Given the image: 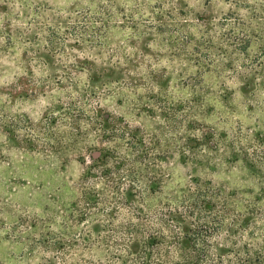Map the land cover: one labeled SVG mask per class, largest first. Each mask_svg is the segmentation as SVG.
I'll list each match as a JSON object with an SVG mask.
<instances>
[{"label": "rangeland", "instance_id": "rangeland-1", "mask_svg": "<svg viewBox=\"0 0 264 264\" xmlns=\"http://www.w3.org/2000/svg\"><path fill=\"white\" fill-rule=\"evenodd\" d=\"M263 83L264 0H0V264L60 263L65 243L130 216L167 226L197 177L226 206L191 240L264 264ZM111 147L131 175L110 183L156 181L134 185L131 209L94 199Z\"/></svg>", "mask_w": 264, "mask_h": 264}, {"label": "trees", "instance_id": "trees-1", "mask_svg": "<svg viewBox=\"0 0 264 264\" xmlns=\"http://www.w3.org/2000/svg\"><path fill=\"white\" fill-rule=\"evenodd\" d=\"M256 76L257 73L255 71L249 79ZM245 79H248V76ZM246 82H249L248 86L250 87H257L256 82L245 80L243 84ZM104 120L107 122V124H103L104 135L109 139L121 138L120 129L109 125L110 117H106ZM122 132L124 136L129 133V131L123 130ZM131 138H137L136 142H139L136 132ZM140 141L142 142L143 140ZM141 146L143 151L140 153L143 154L146 146L144 144H141ZM94 157L98 158L97 160L100 162L99 172L102 174V179H108L109 181H105L106 190L101 189V193L96 192L94 199L98 203L111 202L113 209L117 211H122L126 208L131 209L136 192V189L134 192V185L138 187L139 183L143 182L147 190L155 188L156 181L146 174H141V177L133 176V180L131 179L126 188L123 187L124 184L118 183L117 179L110 183V179L115 178L114 176L120 178L123 176L122 174L131 175V168H119V166H126L119 148L100 149L98 155H94ZM138 159L141 158L131 160ZM194 181V184L189 187L185 194L187 204L183 208H180V206L171 207L170 218H167V226L154 225L150 222L151 217L149 214L147 216H130L126 224L116 227L109 223H106V225H95L85 230L79 242H75L70 246L65 243L61 250L59 249L61 255L60 263L55 258H50L45 264H224L225 259L222 251L225 248L223 246H216L217 258L208 259L206 254L209 255L211 249L209 250L207 243L202 241L200 237L197 238L198 241L190 238L191 236H200L203 228L208 227L209 218L202 216L204 212L214 213L220 217L218 214L220 212H216L218 205L224 204L222 208L226 206L225 202H215L214 199L217 193L214 194V191H211L209 182H205L200 177L195 178ZM107 190L110 192H107ZM86 198L88 199L89 196H86ZM140 211L142 213L143 208ZM143 217L150 223L143 222ZM172 222L178 225V229L172 227ZM93 247L105 250L102 260L80 259L76 260V262L69 261L70 253L68 254V252L70 248L84 252ZM250 255L251 259H238L236 264H260V256L254 257L255 254L252 253Z\"/></svg>", "mask_w": 264, "mask_h": 264}]
</instances>
